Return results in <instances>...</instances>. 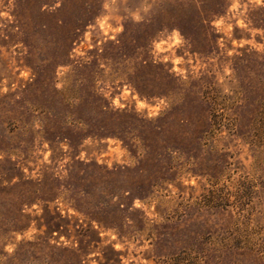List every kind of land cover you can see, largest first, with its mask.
<instances>
[{
  "label": "rangeland",
  "instance_id": "374dc122",
  "mask_svg": "<svg viewBox=\"0 0 264 264\" xmlns=\"http://www.w3.org/2000/svg\"><path fill=\"white\" fill-rule=\"evenodd\" d=\"M0 264H264V0H0Z\"/></svg>",
  "mask_w": 264,
  "mask_h": 264
},
{
  "label": "clouds",
  "instance_id": "9594fccd",
  "mask_svg": "<svg viewBox=\"0 0 264 264\" xmlns=\"http://www.w3.org/2000/svg\"><path fill=\"white\" fill-rule=\"evenodd\" d=\"M9 251H11V249H9Z\"/></svg>",
  "mask_w": 264,
  "mask_h": 264
}]
</instances>
